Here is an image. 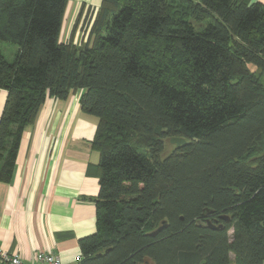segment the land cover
Here are the masks:
<instances>
[{
	"label": "trees",
	"instance_id": "16d2710c",
	"mask_svg": "<svg viewBox=\"0 0 264 264\" xmlns=\"http://www.w3.org/2000/svg\"><path fill=\"white\" fill-rule=\"evenodd\" d=\"M67 5L0 0V181L46 99L81 91L100 190L79 264H264V3L102 0L83 47Z\"/></svg>",
	"mask_w": 264,
	"mask_h": 264
},
{
	"label": "crops",
	"instance_id": "0c3cea01",
	"mask_svg": "<svg viewBox=\"0 0 264 264\" xmlns=\"http://www.w3.org/2000/svg\"><path fill=\"white\" fill-rule=\"evenodd\" d=\"M101 2L78 0L76 12L82 4L96 11ZM80 95L46 99L23 132L12 179L0 181V248L25 262L46 251L63 264H79V240L97 230L100 155L91 144L97 119L83 113ZM7 96L0 88V118Z\"/></svg>",
	"mask_w": 264,
	"mask_h": 264
},
{
	"label": "rangeland",
	"instance_id": "374dc122",
	"mask_svg": "<svg viewBox=\"0 0 264 264\" xmlns=\"http://www.w3.org/2000/svg\"><path fill=\"white\" fill-rule=\"evenodd\" d=\"M72 2L74 3L72 7ZM78 5V0H68L67 9L65 12L63 26L61 30L60 39L63 42L73 41V43L78 47H83L89 38L90 25L94 18L95 11L88 10L84 11L81 22L74 34L72 36L73 26L77 17L78 12H76V7ZM3 51L8 60L12 61L14 59V49L15 45L10 43H2ZM263 80H264V76ZM178 147L177 141L174 138H166L165 139V149L163 155H167L172 152L175 148ZM232 259H234V255L232 254Z\"/></svg>",
	"mask_w": 264,
	"mask_h": 264
},
{
	"label": "built area",
	"instance_id": "2783aa9c",
	"mask_svg": "<svg viewBox=\"0 0 264 264\" xmlns=\"http://www.w3.org/2000/svg\"><path fill=\"white\" fill-rule=\"evenodd\" d=\"M0 264H63L60 255L52 252H36L29 262L19 253H10L0 248Z\"/></svg>",
	"mask_w": 264,
	"mask_h": 264
},
{
	"label": "water",
	"instance_id": "95a60500",
	"mask_svg": "<svg viewBox=\"0 0 264 264\" xmlns=\"http://www.w3.org/2000/svg\"><path fill=\"white\" fill-rule=\"evenodd\" d=\"M177 141L180 142L181 140L178 139ZM222 218L225 220L229 219L227 215L222 216ZM207 225L213 229H219L223 226L222 224H219V225L214 224L210 219H207Z\"/></svg>",
	"mask_w": 264,
	"mask_h": 264
}]
</instances>
